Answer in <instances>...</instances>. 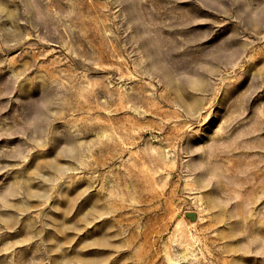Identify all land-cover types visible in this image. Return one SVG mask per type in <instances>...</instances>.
Instances as JSON below:
<instances>
[{"label":"rangeland","instance_id":"rangeland-1","mask_svg":"<svg viewBox=\"0 0 264 264\" xmlns=\"http://www.w3.org/2000/svg\"><path fill=\"white\" fill-rule=\"evenodd\" d=\"M0 264H264V0H0Z\"/></svg>","mask_w":264,"mask_h":264}]
</instances>
